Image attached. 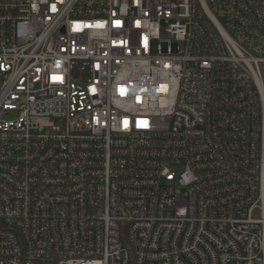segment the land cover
<instances>
[{"label":"built area","instance_id":"obj_1","mask_svg":"<svg viewBox=\"0 0 264 264\" xmlns=\"http://www.w3.org/2000/svg\"><path fill=\"white\" fill-rule=\"evenodd\" d=\"M0 264H264V0H0Z\"/></svg>","mask_w":264,"mask_h":264}]
</instances>
